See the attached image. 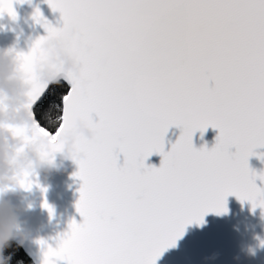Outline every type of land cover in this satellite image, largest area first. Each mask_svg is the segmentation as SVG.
I'll return each mask as SVG.
<instances>
[{"label":"snow or ice","instance_id":"1","mask_svg":"<svg viewBox=\"0 0 264 264\" xmlns=\"http://www.w3.org/2000/svg\"><path fill=\"white\" fill-rule=\"evenodd\" d=\"M17 2L31 0H0V15L16 19ZM45 2L63 27L37 8L33 19L47 35L21 54L24 64L65 33L80 71L37 85L30 110L53 150L75 120L95 140L76 146L82 222L69 223L43 264H156L188 225L226 213L229 196L264 210L256 184L264 173L248 163L264 148V0ZM53 114L55 126L46 127ZM172 127L180 135L165 151ZM209 127L219 132L214 146L195 148L194 135ZM154 154L159 167L145 164Z\"/></svg>","mask_w":264,"mask_h":264},{"label":"water","instance_id":"2","mask_svg":"<svg viewBox=\"0 0 264 264\" xmlns=\"http://www.w3.org/2000/svg\"><path fill=\"white\" fill-rule=\"evenodd\" d=\"M37 8L53 27H63L60 13L53 12L45 0L14 3L19 27L16 32L0 28V49L17 44L19 50L27 54L37 39L47 35L40 24L33 25L31 21L28 24L24 23L23 18ZM4 23L0 21V24ZM93 118L97 119L95 116ZM218 134V130L211 127L202 137L197 132L193 137V145L197 149L207 147L210 150ZM179 135L180 129L176 127L168 130L165 136V151L171 150ZM254 151L257 155L250 157L248 163L250 169L259 176L264 173V161L258 156H264V148H257ZM161 159V156L154 154L145 161V164L159 167ZM120 162L123 163L122 156ZM76 171V165L66 163L61 171L41 177L40 185L46 191L42 192L40 188L34 186L30 193H22L20 197L12 198L14 204L24 209L19 214V220L30 233V237L19 247L32 264H43L47 247L58 246L59 240L69 230L68 225L72 220L82 222V217L75 208L81 184L74 178ZM256 184L257 187L264 189V182L257 179ZM45 201L52 209L51 214L42 206ZM29 204L30 209L27 207ZM226 208V213L217 215L210 212L203 217L202 223L193 222L188 225L175 246L164 251L156 264H264V246L261 245L264 241V210L259 207L253 210L249 202H241L235 196L227 197ZM40 241H44V245H41ZM249 248L254 250V255L249 254Z\"/></svg>","mask_w":264,"mask_h":264},{"label":"clouds","instance_id":"3","mask_svg":"<svg viewBox=\"0 0 264 264\" xmlns=\"http://www.w3.org/2000/svg\"><path fill=\"white\" fill-rule=\"evenodd\" d=\"M33 16L34 12L27 14L24 23L37 24ZM0 21L5 22L0 28L12 32L19 27L17 12L16 19L4 13ZM69 39V34L65 33L46 39L42 57L28 66L17 44L0 49V264H10L11 256H6L5 252L14 242L23 246L30 237L19 220L24 209L14 204L12 198L30 193L36 185L41 190L42 176L61 171L66 163L76 165V159L80 158L78 141L95 140L93 129L75 120L54 138L57 150H53V138L39 131L30 110L37 85L42 88L59 82L68 74L79 73L80 65L70 50ZM46 123L54 127L55 115L47 118ZM29 182L30 189L26 187ZM27 207L30 209L31 205ZM248 251L250 255L255 254L252 248Z\"/></svg>","mask_w":264,"mask_h":264},{"label":"trees","instance_id":"4","mask_svg":"<svg viewBox=\"0 0 264 264\" xmlns=\"http://www.w3.org/2000/svg\"><path fill=\"white\" fill-rule=\"evenodd\" d=\"M42 123H44L46 127L52 128L48 123H46V121H42ZM5 255L11 256L10 264H32L22 249L15 243H13L12 246L7 249Z\"/></svg>","mask_w":264,"mask_h":264}]
</instances>
